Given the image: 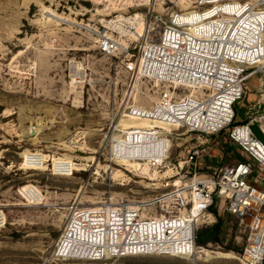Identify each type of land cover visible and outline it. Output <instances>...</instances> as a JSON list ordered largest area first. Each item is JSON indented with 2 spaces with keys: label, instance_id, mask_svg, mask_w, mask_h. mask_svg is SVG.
Listing matches in <instances>:
<instances>
[{
  "label": "rangeland",
  "instance_id": "1",
  "mask_svg": "<svg viewBox=\"0 0 264 264\" xmlns=\"http://www.w3.org/2000/svg\"><path fill=\"white\" fill-rule=\"evenodd\" d=\"M147 2L0 0V264H242L247 229L221 201L211 210L216 222L198 224L193 259L93 262L57 255L71 208L160 200L193 179L190 153L225 142L235 126L234 120L219 135L200 136L134 116L137 107L153 109L167 88L137 74L142 50L160 38L152 22L180 12L188 23L198 19L196 0ZM136 16L142 37L140 28L126 26L133 33L127 35L108 23ZM104 35L119 44L113 55L100 52ZM257 76L264 82V75ZM151 128L161 136L149 134ZM252 130L264 143L259 124ZM140 145L145 149L138 150ZM26 153L42 156L41 169L26 167ZM122 158L139 165L126 169L116 162ZM57 162L66 174L55 171ZM209 163L203 159L199 172L207 174ZM26 186L41 192L40 204L20 195ZM152 211L164 215L160 204ZM204 250L234 259L210 258Z\"/></svg>",
  "mask_w": 264,
  "mask_h": 264
},
{
  "label": "built area",
  "instance_id": "2",
  "mask_svg": "<svg viewBox=\"0 0 264 264\" xmlns=\"http://www.w3.org/2000/svg\"><path fill=\"white\" fill-rule=\"evenodd\" d=\"M193 11L200 16L193 23L198 25L195 30L181 12L152 22L160 29V38L142 50L137 74L167 88L150 114L134 116L215 136L234 122L248 80L264 75V0H196ZM99 47L102 54L113 55L118 43L104 37ZM256 123L264 134V116L258 115L250 123L233 126L229 134L246 161L202 178L198 159L205 150H195L188 160L193 179L160 200L72 208L56 244L58 257L93 262L135 256L193 259L198 224L210 218L216 222L211 210L221 201L247 229L240 262L264 264V143L252 130ZM23 189L20 195L25 200L41 203L35 187L25 194ZM158 204L164 215L153 214L152 207Z\"/></svg>",
  "mask_w": 264,
  "mask_h": 264
},
{
  "label": "crops",
  "instance_id": "3",
  "mask_svg": "<svg viewBox=\"0 0 264 264\" xmlns=\"http://www.w3.org/2000/svg\"><path fill=\"white\" fill-rule=\"evenodd\" d=\"M250 82H253L252 86H249ZM246 88L247 92L245 97L236 105L235 126L250 123L251 117L255 115L264 116V82L262 78L259 76L252 77L248 80ZM205 152L206 153L202 154L198 159V176L202 178L208 174L217 172L224 166L246 161L241 148L232 143L229 139L213 146L208 152L205 150ZM235 157H237V159ZM203 159H207L208 162L213 161V164L209 163L207 166L209 170L205 171L207 174L199 172L200 163ZM192 173L193 168H191V174ZM222 206H226L225 203Z\"/></svg>",
  "mask_w": 264,
  "mask_h": 264
},
{
  "label": "bare ground",
  "instance_id": "4",
  "mask_svg": "<svg viewBox=\"0 0 264 264\" xmlns=\"http://www.w3.org/2000/svg\"><path fill=\"white\" fill-rule=\"evenodd\" d=\"M148 2H149V0H148ZM148 2H147V4H148ZM230 12H232V11H230ZM197 14H198V18L200 17L199 16V13H198V11H197ZM180 16H181V18L183 19V17H182V14H180ZM120 20V19H119ZM184 20V19H183ZM139 20H138V17L136 16V17H132V18H129V19H123V20H121V21H116V20H112V21H110V22H108L109 24H112L116 29H118L122 34H127V35H133V33L131 32V31H128V30H126V26H130V27H134L135 29H139L141 26H143V23H137ZM198 27V25H193V24H191V27L190 28H192L193 30H195V28H197ZM146 31V30H145ZM136 34H137V32H136ZM141 37H142V34H143V32H142V28H140V33H138ZM144 35V34H143ZM103 37H105V38H108V39H110L109 37H107V35H104ZM119 45V44H118ZM134 111H137V112H140V114H141V116L142 115H147V114H150L151 112L150 111H148V110H145V109H142V108H139V107H137V108H135L134 109ZM156 122H154V124H155ZM156 127H159V126H162V125H160V124H158V123H156V125H155ZM168 129H170L168 126H166ZM170 131V130H169ZM172 131V130H171ZM151 132L152 133H149V134H153V135H157V136H161V135H158L159 133H157V132H155V130H154V128H151ZM147 133H145V135H146ZM128 148H130V147H134L133 145H131V144H129L128 146H127ZM138 147V146H137ZM143 149H145V147L144 146H139L138 147V150H143ZM129 152L130 153H132L133 151H131V150H129ZM23 156V155H22ZM23 159L26 161L25 163H26V165H28V164H32V165H34V166H36V168L35 169H41V168H39V167H41L42 165H43V162H44V159L42 158V156L40 155V154H30V153H26V155L23 157ZM159 160H162V159H159ZM117 163H119V165H121L122 167H126V169L127 168H132V167H136V166H138L137 165V163H132V162H130L129 160H123V158L121 159V160H118V161H116ZM141 165V164H140ZM56 167H55V171H57V173H60V174H66V172H63L64 170H63V165H62V163H60V162H57L56 163V165H55ZM146 167V169H147V171H149L150 170V167H149V165H146L145 166ZM143 168V167H142ZM76 170V169H75ZM145 170V169H144ZM78 171V170H77ZM146 171V170H145ZM150 172V171H149ZM32 187H30V186H26L24 189H23V191L22 192H24V194L26 193V192H28V190H30ZM26 191V192H25ZM41 200H43V196H42V194H41ZM77 207L78 206H76V207H73V208H76V210H78L77 209ZM72 209V208H71ZM74 210V209H73ZM2 214H0V221H1V219H2V217L3 216H1ZM3 224H4V218H3ZM2 224V225H3ZM1 224H0V226H2ZM61 238V237H60ZM60 240V239H59ZM59 240H58V242H59ZM57 242V243H58ZM56 248H57V246H56ZM205 251V250H204ZM203 252V251H202ZM204 254L206 255V256H208V257H210V258H223V259H234V257L232 256V255H230V254H224V253H220V252H212V251H205L204 252Z\"/></svg>",
  "mask_w": 264,
  "mask_h": 264
},
{
  "label": "trees",
  "instance_id": "5",
  "mask_svg": "<svg viewBox=\"0 0 264 264\" xmlns=\"http://www.w3.org/2000/svg\"><path fill=\"white\" fill-rule=\"evenodd\" d=\"M214 212H215V214H217L216 209H214ZM215 228H216V231H219L221 233L222 225L220 223H219V225L215 226ZM203 242H204L203 240L200 241V243H203Z\"/></svg>",
  "mask_w": 264,
  "mask_h": 264
}]
</instances>
